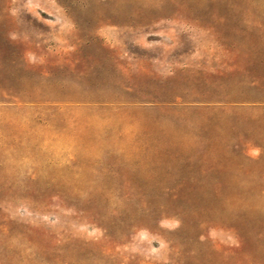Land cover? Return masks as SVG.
<instances>
[{
  "label": "rangeland",
  "instance_id": "obj_1",
  "mask_svg": "<svg viewBox=\"0 0 264 264\" xmlns=\"http://www.w3.org/2000/svg\"><path fill=\"white\" fill-rule=\"evenodd\" d=\"M0 264H264V0H0Z\"/></svg>",
  "mask_w": 264,
  "mask_h": 264
}]
</instances>
